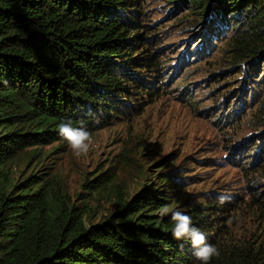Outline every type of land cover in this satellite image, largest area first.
I'll list each match as a JSON object with an SVG mask.
<instances>
[{
	"label": "trees",
	"instance_id": "obj_1",
	"mask_svg": "<svg viewBox=\"0 0 264 264\" xmlns=\"http://www.w3.org/2000/svg\"><path fill=\"white\" fill-rule=\"evenodd\" d=\"M153 2L0 0V264H200L190 241L173 238L170 214L159 215L166 204L190 215L218 248L210 264H264V183L257 179L264 177V134L229 145L250 172L248 197L216 185L204 191L200 181L207 178L175 160L144 172L131 195L132 185L103 171L84 183L89 192L76 196L50 160L67 144L56 128L61 120L93 135L155 102L173 83V71L164 77L170 57L160 34L169 27L152 23ZM162 2L172 28L202 37L194 64L210 54L212 41L224 42L218 57L225 63L211 74L209 88L226 99L222 85L228 86L234 96L227 114L197 109L191 79L178 87L181 101L217 116L212 120L225 124L227 139L249 122L264 127V0ZM199 65L189 67L190 75L203 70ZM248 86L253 95H245ZM240 95L246 98L239 106L233 100ZM195 185L200 189H190ZM106 195L114 207L102 211L99 198Z\"/></svg>",
	"mask_w": 264,
	"mask_h": 264
},
{
	"label": "rangeland",
	"instance_id": "obj_2",
	"mask_svg": "<svg viewBox=\"0 0 264 264\" xmlns=\"http://www.w3.org/2000/svg\"><path fill=\"white\" fill-rule=\"evenodd\" d=\"M151 6L149 16H153L152 23L156 28L160 29L162 25L169 27L166 30L160 29L162 31L160 34L166 38L165 42L168 44L163 54L170 57L164 77L169 76L173 71L171 76L175 79L171 76L169 78L174 80L173 83H169V79H166L165 81L169 84L163 87V93L155 102L148 103L147 107L136 106L145 100L137 102L134 105L136 108L129 116L95 132L92 135L93 144L88 155L76 157L67 144L62 146L63 150L54 153L50 159L56 163L55 170L58 176L66 181L70 191L77 196L83 191L89 192L86 187H83L87 180L95 178L103 171L104 177L115 174L123 185L124 181L127 185H132V190L126 193L128 196L133 193L132 191L138 190L141 183L145 181L140 177L144 172L153 174L167 161L175 160L176 164H182L185 170L196 171V176L207 178V180L200 181L202 188H205L204 191L209 192V188L216 185L220 191L226 189L248 197L250 190L247 189V183L250 172L248 171V175L243 168L244 159L235 151L233 155L234 149L231 150L229 145L235 139L240 141L236 145L255 142L264 134L262 133L264 127H254L249 122L244 125L240 133L229 132L231 138L227 139L224 132L225 124L219 127L216 120H212L217 116H205L197 111L198 108L200 110L201 108H213L211 111L215 114H227L228 112L226 105L232 101L231 96H234L229 95L228 86L222 85L224 91L227 90L228 98L226 99L218 96V89L209 88L212 84V80L209 79L211 74L213 72L219 74L220 66L225 63V59H221L223 55L218 57L219 49L224 42L212 41L213 48H211L212 51L210 50L209 57L207 56L203 62L197 60L198 62L194 64L193 61L195 62L196 59L192 52L199 46L202 37L199 35L191 38L193 35L190 37L187 33L181 34L182 30L178 26L172 28L175 23L172 17L167 16L168 10L162 0H154ZM170 34H172V39L168 41ZM186 56L189 57L188 60ZM179 62L182 64L181 71L175 69ZM195 65H199L198 68L203 70L193 76L190 75L191 71L187 70ZM213 67H216V70H213ZM185 72H188V77L184 74ZM224 72H226L224 76H234L227 70ZM240 78L245 79V76H240ZM188 79L192 82L190 86L197 102V109L188 102H182L178 97L182 90L178 87L188 82ZM239 94L240 92L237 95ZM253 94L251 86H248L245 95ZM245 98L240 95L238 102L235 97L233 101L240 106ZM249 107L248 98L243 109ZM238 110L241 111V108ZM203 157H211L213 162L209 165H202L198 160ZM213 180L215 182L212 184ZM190 189L199 190L200 186H191ZM99 202L103 206L102 211L114 207L111 196L100 197Z\"/></svg>",
	"mask_w": 264,
	"mask_h": 264
},
{
	"label": "clouds",
	"instance_id": "obj_3",
	"mask_svg": "<svg viewBox=\"0 0 264 264\" xmlns=\"http://www.w3.org/2000/svg\"><path fill=\"white\" fill-rule=\"evenodd\" d=\"M95 122L99 123V119L94 116ZM58 135L67 142L76 157L88 155L93 144L92 133L85 127H74L70 119L61 120L56 125ZM261 183H264V177L257 178ZM255 182V181H254ZM226 197L221 195L219 200L221 203ZM173 223L172 236L174 239L188 240L193 248V256L200 264H210L213 257L219 256L218 248L206 242L204 232L195 227L192 222V217L179 210H172L169 205H163L159 209L161 217L169 215Z\"/></svg>",
	"mask_w": 264,
	"mask_h": 264
}]
</instances>
